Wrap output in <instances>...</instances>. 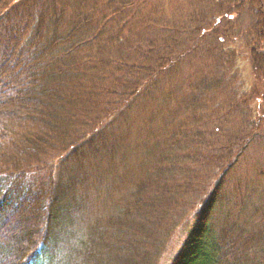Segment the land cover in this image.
Listing matches in <instances>:
<instances>
[{
	"label": "trees",
	"instance_id": "16d2710c",
	"mask_svg": "<svg viewBox=\"0 0 264 264\" xmlns=\"http://www.w3.org/2000/svg\"><path fill=\"white\" fill-rule=\"evenodd\" d=\"M237 37L264 85V0H0V264H162L185 229L169 264H264V218L226 196L263 139ZM173 101L188 117L117 164Z\"/></svg>",
	"mask_w": 264,
	"mask_h": 264
},
{
	"label": "rangeland",
	"instance_id": "374dc122",
	"mask_svg": "<svg viewBox=\"0 0 264 264\" xmlns=\"http://www.w3.org/2000/svg\"><path fill=\"white\" fill-rule=\"evenodd\" d=\"M242 23L241 19L232 18L228 25H226L227 23L222 24L221 28L226 30L227 33L231 30L232 33L236 34V31H238L237 26ZM226 46L234 50L239 57L238 67L241 74L239 82L240 84L244 83V90L247 94L245 98L247 99V103L242 106L243 111H240V115L243 116L249 112L251 121L255 122L256 119H260L257 124L263 134V139H257V141L250 144L246 155L240 161L236 171L231 175L226 196L228 197V204L232 208V213L236 215L240 214L243 218L251 217L253 214H255L257 218H264V85L252 74L246 50L242 42L239 41V37L227 43ZM174 92L172 100H179L177 96L178 89H175ZM226 101L227 100H225V102ZM221 102H223V100ZM216 105H213V112L226 110V108L220 106L216 107ZM245 106L249 109L247 112ZM149 108L150 110L152 109L151 106ZM150 110L144 113V115L142 114L143 116L140 115V117L133 122V125L126 134L121 135L122 141L120 143V150H118L117 157L115 158L117 164H122L128 159L134 166L138 161L139 155L144 152L142 149L143 143L150 141V134L147 132L153 134L163 133V120L170 123L175 116L180 120L188 117L189 114V111H185L182 105L178 108V103L173 101L168 104V108H163L161 106L155 107L156 112L153 113L154 117L152 122L147 123L151 115ZM232 127L233 125L231 124L228 126V128ZM125 164L127 165V163ZM224 206L226 205L224 204ZM186 231V229L179 231L173 238L171 245L163 256L162 264L170 263L184 240Z\"/></svg>",
	"mask_w": 264,
	"mask_h": 264
}]
</instances>
